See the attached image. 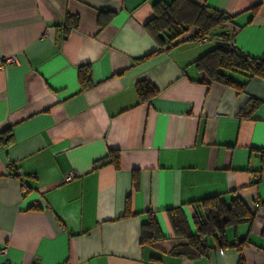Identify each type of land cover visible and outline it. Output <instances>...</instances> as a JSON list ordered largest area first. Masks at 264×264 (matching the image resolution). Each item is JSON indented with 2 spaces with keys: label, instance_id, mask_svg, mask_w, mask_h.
I'll return each mask as SVG.
<instances>
[{
  "label": "crops",
  "instance_id": "obj_1",
  "mask_svg": "<svg viewBox=\"0 0 264 264\" xmlns=\"http://www.w3.org/2000/svg\"><path fill=\"white\" fill-rule=\"evenodd\" d=\"M154 1L0 0V60L15 58L0 65V264H237L229 247L172 252L166 211L182 207L191 229L188 202L214 195L252 212L225 239L247 237L244 264H264V78L207 82L195 61L226 36L160 48L144 28ZM192 1L232 16L230 42L264 58V0ZM142 80L157 90L145 101ZM149 214L162 238L141 245Z\"/></svg>",
  "mask_w": 264,
  "mask_h": 264
},
{
  "label": "trees",
  "instance_id": "obj_2",
  "mask_svg": "<svg viewBox=\"0 0 264 264\" xmlns=\"http://www.w3.org/2000/svg\"><path fill=\"white\" fill-rule=\"evenodd\" d=\"M151 6L153 16L144 28L160 48L167 49L180 40L196 42L203 36H207L208 40L213 37V34L226 36L225 42L217 44L195 61L197 68L208 78L207 82L233 85L234 80L230 75L233 71L246 76L264 78V58L247 55L230 42L236 30L232 23V16L192 0H156ZM68 20L70 22H68L67 31L71 27H77V16H68ZM150 55L138 58L137 61H142ZM78 82L81 90L89 87L91 76L87 65L78 67ZM135 90L140 101L148 100L149 97L157 94L156 88L146 80L137 82ZM252 107H254L253 101L248 112ZM243 114L245 113L242 112L240 115L243 116ZM10 143H12V131L11 128H7L0 133V145L6 146ZM109 158L108 163L118 169V153L110 151ZM188 204L192 206L193 228L191 229L182 207L170 208L166 211L174 235L182 240V243L173 247L172 252L194 260L206 256L213 248L229 247L239 253L237 264H244L241 252L248 244L247 237L228 242L225 239V231L253 218L252 212L245 203L237 197L225 201L220 196L214 195L188 202ZM128 211L129 200H126L125 215H128ZM161 238L162 234L156 219L149 214L148 221L142 224L140 229V244H152Z\"/></svg>",
  "mask_w": 264,
  "mask_h": 264
},
{
  "label": "built area",
  "instance_id": "obj_3",
  "mask_svg": "<svg viewBox=\"0 0 264 264\" xmlns=\"http://www.w3.org/2000/svg\"><path fill=\"white\" fill-rule=\"evenodd\" d=\"M208 40V37L207 36H203L201 38H199L198 40H196V43H203V42H206ZM15 62V58L14 57H6V58H3L2 60H0V65L2 64H11ZM76 174L72 171L68 172L65 174L64 176V180L65 181H68L70 179H72ZM4 251V250H2ZM2 264H10L8 261H5L3 262Z\"/></svg>",
  "mask_w": 264,
  "mask_h": 264
},
{
  "label": "rangeland",
  "instance_id": "obj_4",
  "mask_svg": "<svg viewBox=\"0 0 264 264\" xmlns=\"http://www.w3.org/2000/svg\"><path fill=\"white\" fill-rule=\"evenodd\" d=\"M212 41H214V40H212Z\"/></svg>",
  "mask_w": 264,
  "mask_h": 264
}]
</instances>
